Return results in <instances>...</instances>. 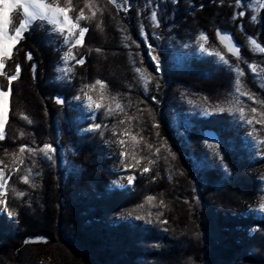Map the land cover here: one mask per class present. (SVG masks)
<instances>
[{
	"label": "trees",
	"instance_id": "trees-1",
	"mask_svg": "<svg viewBox=\"0 0 264 264\" xmlns=\"http://www.w3.org/2000/svg\"><path fill=\"white\" fill-rule=\"evenodd\" d=\"M74 2L78 8L83 7L84 0ZM97 2L104 12L97 13L92 21H81L89 31L84 47L73 52L78 53L77 59L83 56L85 63L81 66L70 61L74 68L69 78L56 71L62 64V52L39 28L25 33L26 38L17 45L19 51L14 49L13 59L6 62L5 71L14 72L16 63L22 70L12 85L6 138L0 141V168L11 177L6 206L16 213L9 217L3 210L5 205L0 204V264H36L45 255L48 258L38 264H264V213L244 212L241 207L244 201L264 196L257 174L264 167V158L249 149L242 131L237 133L235 118L227 112L202 115L188 109L192 102L215 107L227 100L224 93H219L226 90L227 80L214 70L224 67L215 57L198 54V35L205 33L206 48L221 52L236 64V58L216 36L218 29L228 33L248 62L264 66V53H254L248 42L251 37L264 46V9L256 8L258 19L253 22L255 0H241L239 6L236 0H178L175 4L157 0L161 4V26L153 28L145 17L154 4L147 7L145 0H131L129 12L118 13L107 0ZM240 11L245 15L239 16ZM12 15L16 17L17 13ZM124 36L129 39L124 40ZM145 36L159 54V73L147 55ZM180 44L186 45L191 54L175 61L170 57L171 50ZM26 51L32 53V61L27 60ZM137 66L154 77L147 92L133 72ZM241 68L248 89L264 92L256 87L249 68L243 63ZM97 79L108 85L110 93L119 94L122 104L130 105L126 112L139 118L133 122V132L155 146L166 141L175 160L165 148L157 159L152 155L155 148L149 150L144 141L133 148L135 142L130 137H121L127 141L129 154L120 157L122 149L115 143L118 136L113 135V126L124 118L123 114L109 117L101 109L93 121L91 113L73 99L83 95V85ZM0 86L8 88L3 77ZM84 92L99 100V86ZM57 95L67 101L63 106L55 103ZM244 104L248 116L253 115L248 108L259 107L248 100ZM23 115L32 123L22 119ZM93 122L108 125L102 129L103 136L83 131ZM154 122L159 124V137L152 127ZM123 127L119 125L116 131ZM255 127L264 138L261 125ZM205 130L218 135L223 164L220 157L206 150L202 142ZM21 132L25 133L23 137ZM44 143L57 149L55 162L38 156L26 185L21 181L24 167L12 171L17 165L11 154L22 144L38 147ZM133 151L138 153L135 158ZM140 156L157 161L148 173L141 174L147 159L139 166L135 164ZM125 164L132 166L126 170ZM129 175L135 177L132 185H117L121 176ZM32 183L35 188L30 187ZM13 187L26 195L16 196ZM148 196L155 200L148 202ZM161 200L166 208L154 206ZM161 212L159 219L168 223L158 222L156 214Z\"/></svg>",
	"mask_w": 264,
	"mask_h": 264
},
{
	"label": "snow or ice",
	"instance_id": "snow-or-ice-1",
	"mask_svg": "<svg viewBox=\"0 0 264 264\" xmlns=\"http://www.w3.org/2000/svg\"><path fill=\"white\" fill-rule=\"evenodd\" d=\"M171 3L175 4L178 0H170ZM108 4H111L117 12L128 13L132 7L131 0H107ZM146 6L151 7L153 4L154 7H151L150 14L145 18L151 22L153 28H159L161 26V19L158 14V10L161 8V4L157 0H145ZM237 6L240 5L241 0H236ZM202 7V5H201ZM264 9V0H255V5L253 7V15L251 20L255 22L258 19V16L255 15L256 8ZM87 10V12H86ZM16 12L17 16L13 17V13ZM104 8L97 2V0H84L83 7H77V4L74 0H0V77H3L7 80L8 88L5 90L3 86H0V141H3L6 138V124L8 122V111H9V100L12 93L13 82L18 80L21 75V64L16 63L14 72L5 71L6 62L13 59L15 55L14 49H17V45L25 39V33L30 32L33 28H39L42 31H45L49 37L50 43L54 44L61 52V61L62 64L56 68L58 73H63L64 78H69L73 72L74 65L70 64V61H74L76 65H83L85 59L83 56H80L77 59L78 53H74L73 49L84 47L85 35L89 31L88 27L81 26V21H92L97 17V13L103 14ZM76 13L75 15H72ZM90 13V15L88 14ZM140 12L138 11V16ZM239 16H244L245 12L240 11ZM236 19V16L233 17ZM261 23H264V19L261 20ZM97 27L100 28L101 24H97ZM122 31H127V29H122ZM141 35H144V26L141 25ZM216 36L219 39L220 43L227 49V51L236 58L237 63L233 64L219 51L209 50L206 48L208 43V37L205 33L201 32L198 35V43L200 53H207L209 56H214L218 65L224 67V69L229 73L230 76H234L233 88L230 91L235 93L231 99L226 100L225 102L217 103L215 107L209 105L205 107L203 112L206 115H212L213 113H225L227 112L230 116L238 118V122L247 125L251 130L247 132V136L252 138L253 144L256 147L257 152L260 153L261 157L264 158V138H260L258 135L259 131L255 125H261V129L264 130V99L260 98L264 95V92L256 93L248 89L245 81L242 79L245 77V71L241 68V64H245L247 68L251 70V75L253 82L256 84L257 88L264 89V66H260L257 63H251L246 60L245 57L241 54L240 45L234 42V39L230 37L228 33H224L221 30L216 31ZM157 38H159L157 36ZM124 40L129 39L128 36L123 37ZM249 46L251 50L255 52L264 53V46H261L255 38H249ZM144 43L148 44L147 37L144 38ZM127 46V45H125ZM137 47H140L137 44ZM66 48V51L64 49ZM99 52L100 49H95ZM26 58L28 61H32L33 55L30 51L25 52ZM136 55H139L137 53ZM148 56L151 57V62H154L156 73L162 71V64L157 50L150 44H148ZM135 64L134 60L130 61ZM143 63V58L141 60ZM31 70L33 72V78H35L36 65L33 63L31 65ZM133 72L137 74V79L141 83L145 92L148 90V85L152 82L153 76L145 72V69L142 67H134ZM60 76H57L56 79H60ZM99 86V100H93L91 95H88L87 92H84V89L89 91H95ZM157 88L160 87L159 83L156 85ZM83 95H76L73 97L75 101L83 102V107L87 109L91 116L89 117L93 121L96 120L95 113L99 112L101 109H104L105 116L121 115L123 114L124 118L118 120L116 126H113V135L118 136V139L115 141L118 146L121 147L119 153L120 157L124 158L129 153L126 149L127 141L121 137H130L135 144L133 148L136 147L141 141H144L145 146L151 150L155 148V151L152 155H155L159 159V154L162 148H165L171 158L175 160V154L171 152V149L167 148V142L165 141L160 146H155L148 143L144 140V137L140 135L139 132H133V122L138 121V117L135 115H130L125 111L126 106L120 102L119 94H112L108 90V85L100 79L95 80L93 83L85 84L80 89ZM246 97L248 101H251L253 105H258L259 107H250L247 111H250L253 115L248 116L246 112V105L243 103L241 98ZM55 103L63 106L67 101L64 97L59 95L53 98ZM104 101H108L107 104ZM143 101H141L142 103ZM221 103L227 104V106H221ZM114 105V107H113ZM80 106V105H77ZM211 108V111L209 110ZM138 111L143 112L144 109H138ZM149 115H151V110H148ZM238 114V117H237ZM22 119L32 123V120L29 116L23 115ZM119 125L124 127L118 133L116 128ZM108 125H102L100 123L93 122L83 131L99 133L103 136L102 129L107 128ZM153 128L157 129L156 135L159 137L160 133L158 131L159 124L153 123ZM21 137L25 135L24 132L20 133ZM208 149L212 150L213 155L220 157L221 163L223 164V157L219 151L218 144L208 143ZM57 149L50 143H44L42 146L33 147L28 144H22L18 148V152H13L12 161L13 164L17 165L16 168L12 169L13 172L20 171V166H23L25 169V174L21 177V181L28 185L32 176L33 168L37 164V157H41L43 160L49 162H55ZM27 154V155H25ZM5 155H8L7 150H5ZM133 158H135L138 153L133 151L131 153ZM147 159V165L141 169V174L148 173L151 170V165L155 164L157 161L149 157L140 156L138 159H135L136 166L141 164V161ZM30 161V164L28 163ZM2 163V161H0ZM121 163H124V160H121ZM132 165L125 164V169ZM225 171H227V165H224ZM38 175V173H36ZM10 175L5 174L3 168H0V204L5 205L4 211L7 212L9 217L16 215L14 211H9L6 206L7 198V186L9 184ZM135 177L129 175L127 177V182L129 185L133 184ZM30 187L35 188V183H32ZM16 196L24 197L26 193L24 191H16L13 187L12 189ZM148 202L155 200V197L148 196ZM157 207L166 208L167 205L163 200L160 201L159 205H154ZM259 212L264 213V196L261 197V201L258 207ZM132 213H129L131 215ZM163 213H157V220L159 223L166 224L167 220H160L159 217ZM136 219H143L142 216H137ZM152 221L149 220L148 223Z\"/></svg>",
	"mask_w": 264,
	"mask_h": 264
},
{
	"label": "rangeland",
	"instance_id": "rangeland-1",
	"mask_svg": "<svg viewBox=\"0 0 264 264\" xmlns=\"http://www.w3.org/2000/svg\"><path fill=\"white\" fill-rule=\"evenodd\" d=\"M200 43H202V41H200ZM190 54L191 53L189 51V48L186 45L180 44L178 47H176L173 50H171L170 57H173L175 59V61H181L182 59H184V57L187 58V56H190ZM198 54L199 55H204V56H207V57H213L214 58V56H209V55H207V53H200L199 48H198ZM257 64L258 65H262L259 62H257ZM214 70H216L217 73H220L221 72L222 74H220V75H224L225 76L224 78L227 80L226 81V86H227L226 90L224 92L221 91L219 93H224L226 95V99L227 100L231 99L232 96L235 95V93L233 91H230L233 88L234 76H230L229 73L225 69L220 70V69L216 68ZM248 70H249V73L251 74V70L250 69H248ZM262 76H264V74H262ZM262 90L264 91V89H262ZM241 99H242L243 103H244V101L247 100L246 97L241 98ZM225 101H223V102H225ZM80 103L83 106V102H80ZM225 106H227V104ZM205 107H209V104H207V106H205V105H203L200 102H192L191 104H189V108L188 109H189L190 112H199L200 114L203 115V114H205L203 112V109ZM83 109H84V111L86 113H89L86 108L83 107ZM209 110L211 111V108ZM237 117H238V114H237ZM235 121H236L237 127L239 125V127L237 129L238 130L237 133L239 132V130H241L242 131V134L244 135L243 139H245V142L249 144V149L256 150V147L253 144L252 138L247 136V132L250 131L251 129L247 125L238 122V118H235ZM182 130H183V133H185L187 135L186 128H184ZM218 140H219V137H218ZM202 142H203L206 150L209 152V154L213 155L212 150L208 149V147H207V144L209 142L204 138V135H203ZM252 154H254V151H253ZM255 156L256 157L259 156V154H258L257 151L255 152ZM118 169L119 170H122V167L119 165ZM257 172H258L257 174H259L260 189H261V191H263V189H264V167L263 168H260ZM117 185H120L121 187H125V186L129 185L128 182H127V177L126 176H121L119 178V182L117 183ZM260 201H261V197H259L256 200H253L252 202L244 201L242 203V205H241L242 211H244V212L250 211V210L259 211L258 210V207H259ZM126 218L131 219V220L134 219V217H126ZM43 258H48V256L45 255V256L39 257L36 260V264H38L37 261L43 260Z\"/></svg>",
	"mask_w": 264,
	"mask_h": 264
},
{
	"label": "water",
	"instance_id": "water-1",
	"mask_svg": "<svg viewBox=\"0 0 264 264\" xmlns=\"http://www.w3.org/2000/svg\"><path fill=\"white\" fill-rule=\"evenodd\" d=\"M204 138L209 142V143H219L218 136L217 134L212 131V130H205L203 132Z\"/></svg>",
	"mask_w": 264,
	"mask_h": 264
}]
</instances>
